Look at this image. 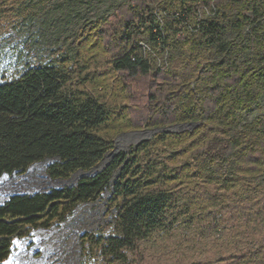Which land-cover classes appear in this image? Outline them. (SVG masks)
<instances>
[{"label":"trees","instance_id":"16d2710c","mask_svg":"<svg viewBox=\"0 0 264 264\" xmlns=\"http://www.w3.org/2000/svg\"><path fill=\"white\" fill-rule=\"evenodd\" d=\"M25 1L0 0V35ZM84 30L73 54L0 82V178L54 160L48 176L68 180L100 165L119 134L161 131L73 186L10 197L0 264L16 241L107 192L109 226L81 238L93 264H146L145 243L201 215L242 243L191 264H264V115L238 116L264 95V0H128ZM139 79L153 82L135 121L128 81ZM175 125L194 128L162 131ZM230 148V167L217 170ZM218 191L239 199L229 218L212 209Z\"/></svg>","mask_w":264,"mask_h":264},{"label":"rangeland","instance_id":"374dc122","mask_svg":"<svg viewBox=\"0 0 264 264\" xmlns=\"http://www.w3.org/2000/svg\"><path fill=\"white\" fill-rule=\"evenodd\" d=\"M122 1L128 0H26L18 17L0 35V82L16 76L28 66L38 67L57 62L63 55L73 54L76 40L89 27V23L109 15ZM235 36L236 34L228 33L226 40H234ZM152 80L128 81L132 85L130 116L135 121L141 116V109L147 98L145 95L150 92L149 84ZM263 115L264 95L250 108L238 114L241 125L253 123ZM193 128V125H175L162 131L179 133ZM159 131L161 130L142 126L119 134L115 149L100 165L90 172H78L68 180H55L48 176L47 167L54 160L33 165L26 177H21L20 174L3 176L0 181V205L13 195L48 192L73 186L81 178L101 171L116 155L128 153L140 143L152 139ZM233 154L234 149L227 150L225 159L216 169L229 168ZM260 181L263 179H259ZM215 195L219 196V204L211 208L229 218V213L235 211L223 209L228 202L233 207L237 206L239 199L226 197L221 191ZM109 196L110 193L107 192L101 200L76 208L64 222L50 228L33 230L28 237L16 241L12 254L4 264H93L83 256L81 238L85 233L97 232L109 226ZM196 211L199 210L196 208ZM203 219L205 218L201 215L192 223L187 221L170 231L156 234L144 244L146 264H191L229 255L233 253L236 243H242V238L237 235L233 238L232 233L235 232L224 227L223 223L208 227ZM244 227L242 225L241 228H236L237 231H244Z\"/></svg>","mask_w":264,"mask_h":264},{"label":"water","instance_id":"95a60500","mask_svg":"<svg viewBox=\"0 0 264 264\" xmlns=\"http://www.w3.org/2000/svg\"><path fill=\"white\" fill-rule=\"evenodd\" d=\"M28 170H29V169H28ZM15 175H16V173H14V174H12V175H8V174H6V175H4V176H6V177H10V176H15ZM26 176H27V172H26L25 174H21V177H26ZM0 181H1V178H0ZM13 196H16V195H13ZM13 196H12V197H13ZM9 199H10V198H9ZM9 199H7V201H8ZM7 201H6V202H7ZM4 203H5V202H4ZM4 203H3V204H4ZM3 204H1V205H3ZM1 205H0V206H1Z\"/></svg>","mask_w":264,"mask_h":264},{"label":"bare ground","instance_id":"6f19581e","mask_svg":"<svg viewBox=\"0 0 264 264\" xmlns=\"http://www.w3.org/2000/svg\"><path fill=\"white\" fill-rule=\"evenodd\" d=\"M1 183V182H0Z\"/></svg>","mask_w":264,"mask_h":264}]
</instances>
